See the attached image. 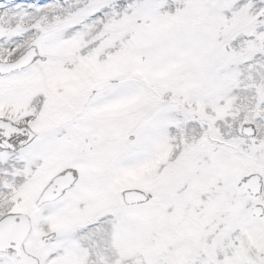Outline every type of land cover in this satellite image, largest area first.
I'll return each instance as SVG.
<instances>
[{"label": "snow or ice", "instance_id": "6c2138e0", "mask_svg": "<svg viewBox=\"0 0 264 264\" xmlns=\"http://www.w3.org/2000/svg\"><path fill=\"white\" fill-rule=\"evenodd\" d=\"M0 264H264V0H0Z\"/></svg>", "mask_w": 264, "mask_h": 264}]
</instances>
